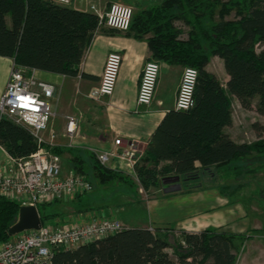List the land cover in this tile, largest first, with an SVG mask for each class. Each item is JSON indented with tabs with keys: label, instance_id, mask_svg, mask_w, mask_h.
<instances>
[{
	"label": "trees",
	"instance_id": "obj_1",
	"mask_svg": "<svg viewBox=\"0 0 264 264\" xmlns=\"http://www.w3.org/2000/svg\"><path fill=\"white\" fill-rule=\"evenodd\" d=\"M231 14L234 17L227 18ZM5 15L10 27L4 23ZM97 29L98 18L92 12L46 0H0V56L12 58L15 66L77 76ZM125 35L144 40L150 59L197 71L193 105L164 114L135 168L143 189L161 186V178L168 175H178L187 183L197 182L206 172L230 170L239 180L264 169V164L253 167L264 155V123L251 124L258 138L249 143L234 142L224 130L232 123L230 96L245 109L256 98L255 110L264 115V0H162L134 11ZM213 56L222 60L228 76L225 87L206 69ZM0 146L17 158L37 148L26 128L6 118H0ZM53 150L60 155L69 153L70 169L88 179L92 176L100 184L125 180L120 171L100 164L92 151L67 146ZM163 161L168 163L159 166ZM44 205L37 206L42 224L51 216L40 211ZM19 206L0 197V242L11 237L8 229L16 222ZM167 231L123 228L75 248H55L51 262L235 264L238 250L251 237L207 228L198 233L181 231L170 240Z\"/></svg>",
	"mask_w": 264,
	"mask_h": 264
},
{
	"label": "crops",
	"instance_id": "obj_2",
	"mask_svg": "<svg viewBox=\"0 0 264 264\" xmlns=\"http://www.w3.org/2000/svg\"><path fill=\"white\" fill-rule=\"evenodd\" d=\"M113 2L130 5L134 11H137L158 5L162 0H72L69 5L64 6L79 11L91 12V5L104 10ZM4 23L7 27H10L9 16H4ZM125 32L126 31H117L107 27H99L78 65L77 76H65L33 68H24L28 70V73L33 74L36 79L51 83L55 87L51 104L52 108L54 107L53 110L55 111V109L58 108V111H55V115L50 120L48 128L54 131L60 139L65 136L66 117L72 116L77 121L76 136H74L73 143L69 144L70 141L66 137L68 144L65 145L66 143L63 142L65 139L58 140L57 138L59 147H78L91 150L92 152L109 151L114 148L113 141L119 137L123 144L129 142L135 144L141 154L138 163L140 165L141 157L144 155L155 127L168 110L174 109L173 106L182 66L170 65L162 61L158 62L160 66L153 98L148 106H138L136 104L138 82L144 63L150 60V53L144 40L126 36ZM111 51H118L122 55V63L118 70L112 94L103 99L105 106L104 129L101 128V124L99 123L94 127L92 132H86L84 128H82L83 136H79L80 127L78 126V117L72 115V109H69L72 107L67 105L66 101L73 100L75 101L74 103H76L80 98L90 100L88 93L98 84L105 58ZM13 66L14 62L12 58L0 56V95L4 91L9 71ZM222 86L225 87V84ZM59 100L62 101L63 104H60ZM230 101L231 105L235 101L238 102L234 96H230ZM97 104L100 103L98 102ZM88 112L84 111V114L79 112L82 114L83 122H87L89 116L95 115L94 111H91V115ZM230 126L225 127L224 130L229 134L231 139L236 143L244 142L239 139L237 133L234 134L230 130ZM78 136L80 140H76ZM3 149L4 148L0 146V152L5 159ZM120 162L121 161L115 158L104 166L115 171H120L123 175L125 172ZM1 163L2 162H0V164ZM167 163L166 161L160 162L159 166H163ZM195 166H199V163L196 162ZM134 176L133 173L132 177ZM202 176L203 180L206 179V182H213L215 180L227 182L229 180L227 174L218 173L217 170H215L214 173L206 172L202 174ZM86 179L89 181L88 178ZM239 180L242 182V180H245V177ZM201 183L198 188H193L190 185L192 184L191 182L184 183L179 180L180 187L176 189L171 187L164 189L162 185L159 187H152L150 199H147L145 203H143V201L141 202L142 206L145 204L146 208L151 211V215L143 220L136 219L135 217H124L122 219L116 214V209L123 207L125 204L137 207V205H140L138 200H134L138 204H135L132 200H119L116 202L115 206L103 204L105 199L101 197L102 194L90 190L83 194L76 195V198L72 197L46 203L44 206L53 203L59 204L60 202H63L64 205L58 212H44L45 215H51L45 221V224L85 222L98 219L99 217L103 218L104 216L117 215L124 228L145 227L153 232L156 228H160L162 233H166L167 229L171 228V230L167 232L170 234L169 239L172 240V237H177L176 233L180 235L181 231L198 233L207 228H213L217 231L232 232L233 229L229 230V227L233 223L230 222L236 219L237 226L239 225L241 230L238 232L234 231L233 233H244L247 235L246 232H243L245 229L247 230V226H245L243 222L247 215L246 210L255 213L259 211V208L252 204L246 206L239 200L244 197L243 190L244 186L246 187L244 181L240 189L238 188L234 192H223L222 185L211 187L212 185L205 186ZM189 185L191 188L188 187ZM254 192L255 191H253V193ZM121 196L129 197V195L125 194L123 191L120 192V197ZM232 197H238L236 209L231 207L233 204H231L229 200ZM260 197L262 196L260 195ZM81 202H83V205L79 206ZM73 203H76V206L69 205ZM168 205H172V208L178 211L179 215H175V217L168 218L167 220L166 216L160 210L162 206ZM262 206H264V202ZM186 208L188 209L186 210ZM109 210L113 212H109ZM230 210L237 215L236 218L229 217ZM249 227L254 233H252L250 235L251 237L246 239L241 245L238 250L240 255L237 253L235 264H264V224H253Z\"/></svg>",
	"mask_w": 264,
	"mask_h": 264
},
{
	"label": "built area",
	"instance_id": "obj_3",
	"mask_svg": "<svg viewBox=\"0 0 264 264\" xmlns=\"http://www.w3.org/2000/svg\"><path fill=\"white\" fill-rule=\"evenodd\" d=\"M58 5H69L72 0H46ZM90 11L98 18V28L107 27L117 31L129 29L133 10L130 5L113 2L104 10L94 5ZM122 55L118 51L107 54L98 84L88 97L101 103L112 94ZM159 63L148 60L144 63L136 93V104L148 106L153 98L159 73ZM197 78L195 68L184 67L178 85L173 108L178 111L193 105V90ZM55 87L40 81L21 66H13L8 75L4 91L0 95V118L26 128L37 144L36 150L26 157H14L5 153L0 164V197L14 200L20 205L51 203L72 198L92 189L91 183L74 170L63 171L61 155L53 150L58 147L57 135L48 128L54 117L51 100ZM77 121L66 117L65 137L72 144L76 136ZM114 148L96 152L102 165L118 159L136 175V164L140 153L133 142L123 144L121 138L114 141ZM124 227L114 218L92 219L85 222L66 224H41L38 229H30L12 235L0 242V264H52L55 248L71 249L78 245L100 240Z\"/></svg>",
	"mask_w": 264,
	"mask_h": 264
},
{
	"label": "rangeland",
	"instance_id": "obj_4",
	"mask_svg": "<svg viewBox=\"0 0 264 264\" xmlns=\"http://www.w3.org/2000/svg\"><path fill=\"white\" fill-rule=\"evenodd\" d=\"M133 12L134 9L132 8ZM234 16L233 14H231L230 16H228L227 18L232 19ZM103 29V28H102ZM186 30V28H184ZM150 60H154V59H150ZM184 67L186 66H182V71L184 69ZM206 69L213 73L217 79L220 81V83L222 85L225 84V81L227 79V74L224 71L223 68V64H222V60L218 57H211L210 61L208 63V65L206 66ZM182 74V72H181ZM181 78V76H180ZM180 82V80H179ZM179 85V84H178ZM178 89V88H177ZM177 93V92H176ZM75 101H66L67 105H70L72 108V115H75L78 117V126L81 128H79V136H83V129L86 132H92L94 130V127L96 125H98L99 123L101 124V128L104 129V115H105V106H104V102L102 101L100 104L95 103V101H93L92 99L88 100L86 98H80V100H78L76 103H74ZM60 104H63L62 101L59 100ZM255 103H256V98L253 99V103H252V107L250 109H245L243 108L238 102H233L231 105V114H232V118H233V122L231 124V126L229 127L230 130L238 135L239 139H241L244 142H252L257 140V134L252 130L251 128V124L253 122H259V123H264V115L259 114L256 112L255 110ZM76 104V105H75ZM77 106V107H76ZM67 108V107H66ZM54 109V107H53ZM55 111H58V108L55 109ZM84 111H89L88 113L91 115V111L95 112V115L93 116H89V119L87 120V122H83L82 121V114ZM81 112V113H79ZM84 114V113H83ZM87 123V124H86ZM104 125V126H103ZM82 126V127H81ZM63 136V135H62ZM61 136V137H62ZM77 137L76 140H80V137ZM60 139H65L63 142H65L67 145L68 144V140H66L67 138L64 136ZM58 138V140H60ZM264 139V137H263ZM91 151V150H89ZM94 154H96V152H93ZM70 154L67 152H63L61 154V164H62V168L65 171L67 170H71V165H70ZM4 160V156L2 155V153L0 152V162H3ZM120 161V160H119ZM139 163V162H138ZM136 164V167H138L139 164ZM262 165L264 164V155L262 157H260L259 161L253 164V167H256L257 165ZM120 165L122 167V169L124 170L125 174L124 175V181H114L112 183H108V184H100L94 177H89V182L91 183L92 186V191L93 192H97L99 194H102L101 197L103 199H105L103 201V204H111V205H116V202L119 200H123V201H130L132 200V202L135 200H138V203H140V205H137V207L133 206V205H129V204H125L123 207H119L118 209H116V214L120 217V218H131V217H135L136 219H145L146 217H149L151 215V211L146 208V205L144 204L142 206L141 202L143 201V203H145V201L147 199H150V195H152V193L150 191H152L151 187L148 188V190L143 189L142 184L139 181V178L137 177V174L132 177L133 172L130 171L123 163L120 162ZM252 166V165H251ZM264 167V166H263ZM218 173L221 174H227L228 176V181H222L219 182L218 180H215L213 182H206L204 179L203 180V176L201 178V180L199 182H191L192 184L191 187L193 188H198L201 184H204L205 186H210L211 187H218L220 185L225 186L228 185L225 190L223 189V192H231V191H235L237 190L239 187L235 188L234 190H232L233 187H235L237 184L239 183H243L246 185V187L244 186V192L243 198H240L239 200H241V202H243L246 206L249 205H253V206H257L259 208V211L254 212H249V210H246L247 215L246 218L243 220L245 226H247V230L245 229L243 232H246L247 235H251L253 232V230L249 227L252 226L253 224L258 225V224H264V206H262V203L264 202L262 198H264V169H260L258 168V170L256 172L250 173L245 177V180H242V182L240 180H236L235 176L233 174V172H231L229 170V172H224L222 171H217ZM122 174V173H121ZM199 183V184H198ZM107 185V186H105ZM190 185L188 186L189 188ZM187 187V186H186ZM205 189V188H204ZM240 189V188H239ZM125 192V194L129 195V197L125 196V197H120V192ZM253 191H255L253 193ZM260 197V195L262 197ZM74 198H76L74 196ZM233 198V199H232ZM230 198L229 201H231V204H233L231 207L236 209V202L238 201V197H232ZM134 201L135 204H138ZM76 203L73 204H69L71 206H76ZM64 205L63 202H60L59 204L53 203V204H48L44 207H40V211L41 212H58L60 210V208ZM83 202H81L82 206ZM185 209V208H184ZM188 208H186L187 210ZM233 209V210H234ZM165 216L166 219L168 220V218H173L175 217V215H179V212L174 210L172 208V205H168V206H162L161 210H160ZM109 212H113L110 211ZM249 212V213H248ZM115 214V213H114ZM104 216L106 218H114L116 220H118L121 224L122 222L120 221V219H118V216ZM233 217L236 218V214L234 212H232L230 210V214L229 217ZM103 217V218H104ZM102 217H99L98 219H100ZM236 219H234L232 222L233 223L230 227L229 230L233 229L232 232H238L239 230H241V228L239 227V225L237 226V222L235 221ZM123 225V224H122ZM236 225V227H235ZM234 227V228H232ZM180 231V230H179ZM178 231V232H179ZM177 237H179V233H176ZM250 243V242H247ZM167 253L169 254V256L172 259H175L172 250L171 249H166ZM239 254V253H238ZM240 255V254H239Z\"/></svg>",
	"mask_w": 264,
	"mask_h": 264
},
{
	"label": "water",
	"instance_id": "obj_5",
	"mask_svg": "<svg viewBox=\"0 0 264 264\" xmlns=\"http://www.w3.org/2000/svg\"><path fill=\"white\" fill-rule=\"evenodd\" d=\"M179 180L178 175H168L161 178V184L164 189L169 187L176 189L180 187ZM41 224V218L35 206L20 205L16 222L9 227L8 234L12 236L25 230L38 229Z\"/></svg>",
	"mask_w": 264,
	"mask_h": 264
}]
</instances>
